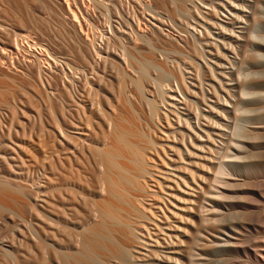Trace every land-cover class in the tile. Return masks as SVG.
Returning <instances> with one entry per match:
<instances>
[{
	"label": "rangeland",
	"instance_id": "1",
	"mask_svg": "<svg viewBox=\"0 0 264 264\" xmlns=\"http://www.w3.org/2000/svg\"><path fill=\"white\" fill-rule=\"evenodd\" d=\"M92 1L94 2L95 0ZM92 1L69 0V5L67 0H0V157H3L0 158V162L6 157L8 160L5 159V163H0L2 164L0 165L1 178L3 176L4 178L9 177L8 179L11 180L14 179L13 182L15 181V184L11 180L8 182L17 188L22 186L21 189H27L26 192L29 191L27 187L31 186L33 188L30 187L31 191L27 193L34 194L33 191H35V194H37L36 191L38 190L36 188L39 189V187L43 185L42 183L44 180L42 181V175L44 172L43 169L46 167L47 150L52 144L51 140L53 138L51 137L52 132H50V130L56 128L57 125L58 128L60 126L62 127L61 118L62 113L66 110V103L71 104L72 109H69H71V113L75 116L76 110L82 109V106L85 105V108H83L87 109L90 107V103H96L95 106H93L95 113L91 115V117H88L90 113L86 116L87 113L85 112L86 114L84 115V119L86 117L92 119L90 121H92L94 127L95 123L100 122L102 117L96 115L99 114V111L100 115L104 114L103 117H105L106 114L107 117L110 114L112 115L116 110V112L120 114L119 116L122 115L121 117H123V119L125 117V119L127 118L126 120L129 121L132 117V119H130L131 125L134 123L132 121H136L137 123H135L138 127L140 122L145 125L146 121L149 120L147 104H145L146 102L143 97L136 92L133 87H127L124 94V92H120L119 85L124 83L127 84L128 76H132L136 69L138 70V62H143V60L146 62L149 61V64H153L154 62L155 65L159 66L160 70L165 69L170 75V78L168 79L169 81L166 80L167 82H162L161 86L164 87L168 83L173 91L176 89L175 73H179V71L181 72L182 70V77L185 78L184 82H186V84L183 83L187 85L184 86L186 88H188V86L189 88L191 87L190 89H193L194 92L192 91V93L191 90H186L185 87L184 93L178 92L176 89L174 93L176 97V106L174 105L173 108L170 107L171 105H169L168 108L162 107L163 112L165 110H171L169 114L167 113L168 121L171 122V127L175 126V130L170 127V131L169 128L165 131L166 134L169 132L170 139L168 138V140H171L173 137L175 138H173L174 140L172 141H167V144L170 146L167 144L165 145L169 146V148H171V146L175 147V149L178 148L182 154L185 153L183 154L184 160H181L179 156H173L174 152L171 151H175L174 148L173 150L170 149V151L167 149L168 147H166L164 150L168 152L166 154L164 152V154L169 156L164 157L165 163H163L166 167V164H171V162H169L170 158L171 160L172 158L175 159L178 163L175 162L173 166L167 168L169 174L167 173L165 177L169 179L167 181L171 189H167L162 196L164 197L163 202L166 203V205L162 203V210L166 211L167 217H172L169 212H167L169 211L168 209L173 213L176 211L177 217H181V215L184 214V212L181 211L182 208L189 205L185 200H181L187 198L180 193L189 191L181 181L182 179L179 180L180 177H183L182 172L185 168H191L195 171V163H197L200 169V164L205 166L208 165V167L211 168L210 172L213 173L212 170L217 166L216 163L218 161L225 165L229 164L230 167H228V165L226 167L230 172L227 176L228 178L225 179L229 184L231 183L232 186L230 185L227 189L223 190L224 192L227 191V197L225 198L226 200L223 199L222 201V205H224L221 211L225 215L224 225L226 228H240V233L234 237H237V240L240 239L237 241L239 245L243 244L240 249L243 247L245 250L243 254L239 252V254L235 256L236 260L231 264H264V259L261 256V253L264 251L262 250L264 249V0H142V2H140L141 0L139 2L136 0V2L127 0V2L131 4H128L126 0H118L120 4L117 0H112V2L111 0H104L105 2L103 0H96L97 2L101 1L103 4H100L101 2H98V4L97 2L93 3ZM74 2H78V5ZM106 2L111 3H107V5ZM114 2L116 5H114ZM136 3H140L139 6ZM66 4H68L69 10L72 9L74 11L76 21H73ZM101 6H106L107 8L109 6V9L107 10L103 7L104 10ZM115 6H117V9H115ZM148 6L152 8V10H150ZM145 8L148 9L145 10ZM214 10H216L217 14ZM151 11H153V13ZM113 13L117 15L119 13V15L117 16ZM252 16L255 17L251 18ZM82 17L84 19H82ZM77 20L79 21L77 22ZM75 22H77V24ZM22 28L26 30V32L24 31L20 34L24 37L21 38L20 36L19 38L15 36L16 33H20L19 29ZM25 33L28 35L26 36ZM142 35L143 39L141 38L140 40L139 36ZM255 37L257 38L254 39ZM145 39L147 41L149 40L151 44L148 42V45ZM90 41L91 43L93 42L92 45L94 46V48L89 47L91 52L83 43L87 42L90 44ZM16 44H19V47L15 46ZM96 52L100 53V58L99 54L94 55ZM90 53H92L94 57L93 61L96 62V64L98 63V65L94 62L92 63L97 66L92 67L96 68L94 69L95 71L91 69L87 61L88 58H86L88 56L90 57ZM123 54L126 55L127 58L123 56ZM96 55L98 57H96ZM150 57L152 58L150 59ZM122 59L126 60V63ZM97 68L98 72H96ZM177 68H180L179 71ZM85 71L86 74H88L87 77H85ZM87 71L90 72V74ZM150 72V78L155 79L157 73H154L152 70H150ZM171 74L173 76H171ZM123 75L128 76L124 77ZM120 76L125 79H121ZM119 78L121 82L122 80H125V82L123 81V83H121ZM243 79L247 82H243ZM148 82L151 83V81ZM148 82V86L146 84L144 89H146L147 92L149 91L147 93L149 96H147L145 90L143 96L145 98L152 96L157 99V94H159V105H161V97H163L164 94L162 95L163 91H160L161 87H159V83H157L159 86H155L154 82L151 83L154 88L157 87L154 91L151 84ZM218 82H220L222 86ZM209 85L215 87L216 90ZM186 91L189 92L187 93ZM208 92L211 93L209 94ZM217 92H219V94H217ZM155 94L157 97H155ZM188 94L191 96H188ZM232 106H234V108ZM97 109H102V111L99 110L97 112ZM116 112L114 115L117 114ZM129 115L130 117H128ZM134 117L136 119L138 118L137 120H139V122L135 120ZM125 119L124 122L126 121ZM126 122L124 124L131 127L130 124L127 125L128 122ZM162 124H159V129L163 126L166 127L165 121H162ZM91 125H89V129H87L88 125L86 128L88 135L92 132L90 131ZM136 126H133V129ZM188 129L191 131H188ZM178 130L183 132L184 136H182V134L178 135L180 134ZM255 130H258L257 132L259 134L257 135L259 138L256 134H253ZM133 131L136 130L134 129ZM256 131L255 133H257ZM165 132H163V134ZM172 132H175V134ZM250 132H252L253 136ZM171 133L173 136L170 135ZM232 133L237 134V136ZM91 134L90 139L91 137L93 139V132ZM160 134H162V132ZM207 134H209L210 137H206ZM238 134H240V137ZM195 136L197 137L195 138ZM250 136L254 137V139H251ZM233 137H236L237 141H235ZM212 139L214 141H212ZM192 140H194L193 142H195V145H193V148H190ZM183 144L188 145L186 146L188 147V152ZM237 145L241 146V148ZM195 146L199 148L196 150ZM190 153H192L193 157H190ZM188 154L190 155L188 156ZM194 155H198L200 159L197 156L194 157ZM200 155L203 156L204 160ZM238 156L240 158L243 156L244 159L246 158L245 156H247V159L241 162L239 158L237 159ZM8 157L15 158L16 162ZM249 157H252V159ZM20 158L24 160L25 164L23 161L19 160ZM166 158L169 159L166 160ZM206 158L208 159L207 161L205 160ZM227 159L228 161H226ZM235 159H237V162ZM230 160L232 161L230 162ZM241 160H243V158ZM246 160L249 161L247 162ZM186 162H191L190 164L192 165L187 166ZM13 163H16L15 166H17V164L20 166L18 165V167H15ZM233 163H239L243 166L235 170L232 169ZM253 164L255 166L253 169L252 167L251 170L247 168L248 165ZM7 165H10V167H5ZM22 166H24V168ZM2 168H4V170ZM173 168H175V170H173ZM9 169H11V171ZM13 171H17V173L15 174ZM212 173H210V175H212ZM27 177L30 179H28V182H26ZM19 178L22 181L24 179V182L22 183ZM17 179H19V186L16 182ZM35 183H37V187ZM178 183L181 188L178 186ZM25 190L22 191L25 192ZM178 190H180V192ZM170 194L171 196L175 195V197H177H171ZM179 196H181L180 199H177ZM21 200H24L23 197ZM182 201L184 204H181ZM14 212L18 213L19 211L12 209L11 213L9 211L0 213V249H3V251H12L13 249V252L16 251L17 255L19 251V254L21 253L20 255H22V260L25 257L26 260L24 259L23 261H26V263L29 262L28 260L31 261V259L33 262H36V257H34V255L36 256L37 253V255H40L39 264H42V255L39 254L40 249L37 252L36 248L31 243L33 225H31V227L29 224H33L32 220L29 217L26 219L28 215L22 213H19L20 215L17 214L18 216L16 217V213ZM10 214L15 218L13 219ZM19 216H22L20 219L25 216L26 221L23 219L21 220L25 222V225L23 222L21 226L19 225L21 222H19ZM177 217L166 218V220L169 219L170 222H166L164 217L163 221L165 224H161V227L166 228L170 225L172 228L174 224H171L174 222L178 225V231L175 232V235L179 238V235L181 236V233L184 231L183 228L185 224L179 223L180 218ZM29 221H31V223ZM24 226L30 227L31 230L29 228V230H26L27 227L25 228ZM239 226H242V228ZM174 227L175 225L173 228ZM19 229L25 230L24 232L21 230L23 232L22 234H27L26 236L28 237L29 235V237L21 236V232L19 234ZM29 233H31V235ZM71 234L72 241L70 240L66 244V249L75 247L73 232ZM172 235H174V233H172ZM212 235L219 237L218 234ZM11 236H13V239H20L14 241L17 242L18 248L21 247V249L16 248L17 246L14 245L15 242L11 240ZM221 237L224 239V236ZM22 239H24L27 244ZM21 241L24 243L21 244ZM19 243L23 246L19 247ZM29 244L32 245L29 246ZM25 245H27V247L29 246L28 250L33 247L34 251L33 249L29 251L30 253L33 251L31 254L32 257H29L30 255L28 256V250L22 251V247L24 249ZM27 247L25 249H27ZM245 248L248 249L246 250ZM22 252L25 256H23ZM26 252L28 254H26ZM40 252L43 254L42 250ZM44 253L46 254V252ZM45 254L44 257L46 256V258L44 260H46V262L43 261L47 263L48 259ZM219 254L220 253L214 251L203 256L205 257L204 259L195 258V260H200L198 264H205L212 260L213 263L209 264H216V262L217 264H223L220 262ZM209 258L211 259L209 260ZM216 258L217 261L214 262ZM2 261L1 264H6V262L4 263V261H6L5 258H3ZM8 262L7 264H10Z\"/></svg>",
	"mask_w": 264,
	"mask_h": 264
},
{
	"label": "bare ground",
	"instance_id": "2",
	"mask_svg": "<svg viewBox=\"0 0 264 264\" xmlns=\"http://www.w3.org/2000/svg\"><path fill=\"white\" fill-rule=\"evenodd\" d=\"M64 1H66V0H64ZM67 1L69 4L70 3L69 0H67ZM71 1H74V0H71ZM101 1H98V2H101ZM133 1H135V0H133ZM136 1L139 2L140 0H136ZM171 1H173V0H171ZM96 2L97 1L95 0L93 3H96ZM98 2H97V4H98ZM111 2H112V0H111ZM111 2H106V4L111 3ZM118 2L120 4V1H118ZM126 2H127V0H126ZM140 2H142V0ZM77 3H75V4H77ZM68 4H66V6ZM71 4H72V2H71ZM100 4H103V3L101 2ZM128 4H131V3L129 2ZM136 4H138V3H136ZM139 4H138V6H139ZM109 5H111V4H109ZM114 5H116L115 2H114ZM144 5H145V3H144ZM124 6H125V4H124ZM131 6H133V5H131ZM141 6L143 7L142 3H141ZM149 6H148V8H149ZM103 7H105L107 10L109 9V6H108V8L106 6H103ZM103 7L101 6V8H103ZM115 7H116L115 9H117V6H115ZM145 7H146V5H145ZM120 8H122V7H120ZM148 8H145V10H147ZM67 9H68L69 14L72 16L73 21H76V16H75L74 11L71 9L72 10V12H71V10H69V6H67ZM118 9H119V7H118ZM143 9H144V7H143ZM149 9L152 10V8H149ZM111 10H112V8H111ZM77 11H78V9H77ZM122 11H124V10H122ZM214 11L216 13V10H214ZM108 12H111V11H108ZM112 12H114V11H112ZM143 12H144V10H143ZM151 12L153 13V11H151ZM79 13H81V12H79ZM115 13H116V11H115ZM120 14H121V12H120ZM114 15H117V14H114ZM118 15H119V13H118ZM78 16H80V15H78ZM199 16H201V15H199ZM83 17H82V19H84ZM253 17H255V16H252L251 18H253ZM72 18H71V20H72ZM78 19H79V17H78ZM87 19H88V17H87ZM258 19H259V17H258ZM258 19H255V20H258ZM79 20H77V22ZM204 21H205V19H204ZM77 22H75V23L77 24ZM76 24H75V26H76ZM220 29H222V28H220ZM24 31L26 32V30H23V28L19 29L20 33H16L17 35L15 34V36L20 38V36H21L20 34H22ZM25 35H26V33H25ZM138 35H140V34H138ZM22 37H24V36H21V38ZM139 37H140L139 39L141 40L143 35L139 36ZM256 38L257 37H255L254 39H256ZM171 40H172V38H171ZM253 41H255V40H253ZM148 42H149V40L146 43H148ZM83 43L88 48V50H90V52H91V49L89 47L94 48V46L92 45L93 42L91 43V41H90V44H88L87 42L86 43L83 42ZM149 43H148V45H149ZM14 44H15V42H14ZM18 45L19 44H16L15 46H18ZM216 48H217V46H216ZM229 48H230V46H229ZM134 50H135V48H134ZM219 52H220V50H219ZM95 54H97V55L99 54V58L101 57L100 53L96 52V53H94V55ZM124 54H123V56L126 57V55H124ZM97 55H96V57H98ZM221 55H222V53H221ZM153 57H154V55H153ZM86 58H88L87 61H88V64L90 65L91 69H93V70L96 69V68H92V67L98 65V63L96 64V62L93 61L94 57H93L92 53H90V57L88 56ZM122 58H124V57H122ZM126 58H124V59H126ZM151 58L152 57H150V59ZM253 58H255V57H253ZM124 59H122V60H124ZM125 61L126 60H124V62ZM93 62L96 65L95 64L93 65L92 64ZM148 62H146L144 60H143V62L142 61L138 62V65H137L138 70L136 69L135 73H133V71H132V73H133L132 76L127 75L128 76L127 84L124 83V84L119 85L120 86V92H124V91L126 92L125 89L127 87H129V88L133 87L136 90V92H138L143 97V99L145 100V102H146L145 104H147L146 106L148 107L147 109L149 111L148 112L149 113V118H148L149 120L146 121L145 125H143L140 122V125H138V127H137L136 126L137 122L131 120L132 122H134V123H132V125L136 126L134 128L136 131H133L134 129H133V126L131 125V122H130V119H132V117L129 119V121L126 120L127 118L125 119V117H124V119L128 123L126 121L125 122L127 123V125L130 124V126L132 127L131 128V127H128L124 124L125 123L124 119H123V117H121L122 115L119 116L120 114H118L116 112L117 110L115 111L117 114L114 115L115 112L112 111L113 109L111 107V109H112L111 111L114 113L112 115L110 114L107 117H106V114H105V117H103L104 114L100 115L99 110L102 111V109L96 110L97 112L99 111V114H96V115L102 116L103 118L101 117L100 122H98V123L94 122L95 123V127H94L92 124V121H90L92 119H90V118L88 119L86 116H88V114L90 113V116H88V117H91V115H93L95 113L93 110V106H95L96 103L95 104H93L94 102L92 104L90 103V107H88L87 109H84L85 105L82 106V109L76 110V113H75L76 116L73 115V113H71V109H72L71 104L66 103L65 104L66 110L63 112L64 114L62 113V118H61L62 127L59 125L60 127L58 128V125H57V127L55 126L56 128H52V130L49 129L50 132H52L51 137L53 139L51 140L52 144L49 146V148L47 150L46 167H44V169H43L44 172L42 171L43 172L42 181L43 180L44 181H43V183L41 181V183L43 185L41 186L40 185L41 183L39 182V185L41 187H39V189L36 188L38 190V191H36V193L38 195L35 194V191H33L34 194L33 193L32 194L27 193V192L31 191L30 190L31 186L27 187V188H29L28 189L29 191H27V192H26L27 189L26 190L21 189L22 186L20 187L19 186L20 184L18 183L20 178L17 179V181H16L18 183V186L20 187V188L19 187L17 188V187L12 186L10 184V182H8L11 180V179H8L9 177L4 178L2 176V178H1V176H0V178H1L0 179V213H5L6 211H9L11 213L12 209H15L16 211H19L18 213L14 212V213H16V217L18 215H20L21 213L28 215L26 219H28V217H29L33 222V224L28 223L30 226L33 225V227L31 226L33 228L32 229L33 234L31 236V240H32L31 243L34 245L37 252L39 249H40V251L41 250L43 251V254L39 251V254H41L42 257H44V254H45L44 252H46L45 255H47L48 262L45 263L46 260H44V259L46 258V256L44 258L41 257L42 264H198V262L200 260L199 261H198V259L195 260V258H203L204 259L205 257H203V256L207 255L208 253L214 252V251L220 253L219 259H220L221 263L231 264V263H233V261L236 260L235 256L237 254H239V252L241 254L245 253V250L243 249V247L240 249V247L243 244L239 245V243L237 242L240 239L237 240L236 239L237 237H234L240 233V230H239L240 228L239 229L238 228L229 229L227 227L228 228L227 229L226 226L224 225L225 224V222H224L225 215L222 213L221 209L223 208L222 206L224 205V204L222 205V201H223V199H225L227 197L226 196L227 191L224 192L223 190L227 189L230 185L232 186V184L231 183L229 184V182L225 179V178H228L227 176L230 172V171H228V168L226 167L227 165H228V167H230L229 164L225 165L223 163H220V161H218L216 163L217 166H215L214 169L212 167L213 173L210 172L211 168L208 167L207 164H206L207 166L200 164V166H201V169H200V167L197 166V163H195L196 164L195 171L192 170L191 168H185V170L182 172L183 177H180L179 180L182 179L181 181L183 182V184L186 186V188L189 191L186 190L187 192H180L181 189L178 190L180 193L185 195L187 198V199H184L182 197L183 199H181V200H183V201L185 200V202L189 204L186 207L182 208L181 211H183L184 214L181 215V217L178 216L180 218L179 223L185 224V227L183 228L184 231H183V233H181V236L179 235V238H178V236L175 235L176 234L175 232L178 231V225H176L174 222H172V224H171V225H173V224L175 225L174 228H173L174 225L172 226V228L170 225H169V227L166 225L168 228L167 227L166 228L161 227V224L162 225L165 224V222L163 221L164 217H165V220H166V218H176L177 217L176 211H174V213H173L170 211V209H168L169 211H167V212H169V214L172 217H167L166 211L162 210V207H161L162 203H164L166 205V203L163 202V199H164V197H162L163 194L166 192L167 189H171L170 186H168L167 180H169V179H166V177H165L167 175V173L169 174V172L167 171V168L170 166H173V163H175V162L178 163V161H175V159H173V158H172V160H171V158L170 159L166 158V160L169 159V162H171V164H172L171 165L167 161L170 165L166 164L167 165V167H166L164 165V163H165L164 157L165 156L169 157V156L165 155L168 152H165L164 150L166 147H168L167 149H169V150L170 149L173 150V148H174L175 151H171V150L170 151L174 152L173 156H177V157L179 156V158L181 160H184L183 154H185V153L182 154L181 151L178 150V148L175 149V147H172V146H171V148H169L170 145L167 144V141H172L175 139L174 137H173L174 139L172 138V136H173V134H175V132L174 133L172 132L173 134L172 133L170 134V135H172L171 136L172 139L168 140L169 132L166 134L165 131H167V128H169V131L171 130V128L175 130V126H173V124H172L173 127H171V124H170L171 122L168 121L169 119H168L167 113L169 114L171 112V110H169V111L165 110L163 112L162 107L168 108V106L171 105L170 107L173 108L174 105L176 106V104H175L176 97L174 94L176 92V89L178 92L184 93V90L186 88L185 86H187V85H185L186 82H184L185 78L182 77V75H183L182 70H181V72H182L181 73L179 71L180 68L179 69L177 68L179 73H175L176 76H174L175 81H176V89L173 91V89L170 87V85L168 83L164 87L161 86V83L162 82L164 83V81L168 80L170 78V75L165 71V69L161 68L163 71L160 70L159 66L155 65L154 62H153V64L152 63L149 64ZM150 62H152V61H150ZM155 62H156V60H155ZM150 70L154 71V73L155 72L157 73L155 79L150 78V76H149V73H151ZM208 71H209V69H208ZM96 72H98V68H97ZM88 73L90 74V72H88ZM172 73H174V72H172ZM216 73H215V75H216ZM64 74H66V73H64ZM84 74H86V71L84 72ZM196 74H197V72H196ZM210 74H211V72H210ZM222 74H220V75H222ZM87 75L88 74H86L85 77H87ZM171 76H173V75L171 74ZM117 78H118V76H117ZM120 78H121V76H120ZM123 78H121V79H123ZM121 79H120V82H121ZM39 80H40V78H39ZM245 80L243 82H247ZM69 81H70V79H69ZM123 81L125 82V80H122L121 83H123ZM148 81H151V83L154 82L155 86L160 85L159 86V87H161L160 91H163L162 95L164 94V96L161 97L162 99L160 101V104L162 106L159 105V94H157L158 95L157 99H155L154 97L151 96V91H150L151 97L145 98L143 96L144 90H145L146 94L149 92V91L147 92L146 89H144L145 85L147 84ZM151 83H149V84H151ZM157 83H159V85ZM218 83L220 84V82H218ZM125 84H126V86H125ZM152 85L153 84H151V86ZM220 85L222 86V84H220ZM147 86H148V84H147ZM209 86H211V85H209ZM212 87L213 86H211V88ZM152 88L154 91H155V89H157V87L154 88L153 86H152ZM190 88L188 86V88H186V90L187 89L191 90ZM213 88H214V90H216L215 87H213ZM148 90H150V89H148ZM192 91H193V89L191 90V92ZM125 92H124V94H125ZM158 92H159V89H158ZM208 93L210 94L211 92H208ZM166 94L168 95V97ZM217 94H219V92H217ZM122 95H123V93H122ZM165 95H166V97H165ZM215 95H216V93H215ZM147 96H149V94H147ZM188 96H191V95L188 94ZM243 96H244V94H243ZM155 97H157L156 94H155ZM230 98H232V97H230ZM128 100H129V97H128ZM219 103H220V101H219ZM191 105H192V103H191ZM77 106H79V105H77ZM64 107H63V109H64ZM232 107L234 108V106H232ZM69 108H71V109H69ZM85 112L87 113V115L85 116L86 118L84 119V115L86 114ZM103 112H105V111H103ZM14 113H15V111H14ZM134 116H136V115H134ZM128 117H130V115ZM134 118H133V120H134ZM137 119L135 118V120H137ZM56 120H57V118H56ZM137 121L139 122V120H137ZM162 121H165L166 127L163 126V127H161V129H159V124L160 123L162 124ZM57 124H59V123H57ZM87 125H88V128H87ZM89 125H91L90 131H92L94 134L93 139H92V137L90 139L92 132H90V135H88L87 131H86L87 129H89ZM186 126H187V124H186ZM216 129H217V127H216ZM55 130H57V131H55ZM188 131H191V130L188 129ZM255 131H253L254 132L253 134L254 135L256 134V136L258 137V135H257V134H259L257 132L258 130L256 131L257 133H255ZM159 132L160 133L162 132V134H160ZM163 132H165V133L163 134ZM179 132H180V134H178V135L182 134V136H184L183 132L178 130V133ZM250 133L253 136L252 132H250ZM233 135L237 136V134H233ZM197 136H195V138ZM207 136H209V134H207L206 137ZM238 136L240 137V134H238ZM252 136H250L251 139L252 138L254 139V137H252ZM195 138H193V139H195ZM197 139H199V138H197ZM233 139H235V141H237L236 137H233ZM257 139H255V140H257ZM189 140H191V139H189ZM202 140H200V141H202ZM193 141L194 140L191 141V145L189 143L190 148H193L194 147L193 145H195V142H193ZM212 141H214V140L212 139ZM179 142H180V139H179ZM165 144H167L169 146H166ZM183 146L185 148L188 145L183 144ZM234 146H235V144H234ZM195 147L197 150L200 147V145H199V147H197V146H195ZM238 147L241 148V146H238ZM238 147H236V148H238ZM187 148L188 147H186V151L188 152L189 150H187ZM164 152H165V154H164ZM203 152H204V150H203ZM243 152H244V149H243ZM245 152H247V151H245ZM190 154H188V156L190 155V157H191L192 153H190ZM193 154H196V153H193ZM232 154H233V151H232ZM248 154H250V153H248ZM227 155H228V153H227ZM195 156L198 157V155H194V157ZM200 156L203 159V156L202 155H200ZM212 156H214V155H212ZM223 156H224V154H223ZM218 157H219V155H218ZM245 157H246L245 159H247V156H245ZM0 158H3V157H0ZM8 158L9 159L11 158L13 161L16 160L15 158L13 159L12 157H8ZM204 158H205V156H204ZM207 158L205 159L206 161L208 159H211L210 157L208 159ZM225 158H227V157H225ZM238 158L240 159L241 162L245 161L243 156H242L243 160H241L242 158H240L239 156L237 157V159ZM249 158L252 159V157H249ZM5 159H3V161H2L3 163H5ZM237 159H235V161ZM19 160L23 161V163H24L23 159L20 158ZM21 161H20V163H21ZM226 161H228V159ZM231 161L232 160H230V162ZM240 161H238V162H240ZM2 162H0V163H2ZM181 162H184V161H181ZM181 162H180V164H181ZM23 163H22V165H23ZM190 163L186 162L187 166L192 165ZM15 164H14V166H15ZM0 165H2V164H0ZM18 165L19 164H17V166H15V167H18ZM8 166L10 167V165H7L5 167H8ZM241 166H243V165L239 164V163H235V164L233 163L232 169L237 170L239 168H242ZM22 167L24 168V166H22ZM251 167L253 169L255 167L254 164L248 165L247 168L251 170ZM11 168H12V165H11ZM2 169L4 170V168H2ZM180 169H178V170H180ZM9 170L11 171V169H9ZM9 170H7V171H9ZM173 170H175V168H173ZM13 172H11V173H13ZM22 172H24V171H22ZM209 172L212 173V175H210ZM14 173L16 174L17 171ZM0 174H1V169H0ZM32 174H33V172H32ZM23 176H24V174H23ZM26 176H27V172H26ZM28 177H27L26 182H28V179H29ZM32 177H33V175H32ZM5 179H7V180H5ZM230 179H231V177H230ZM13 180H11V181L13 182ZM20 181H22V180L20 179ZM23 182H24V179H23L22 183ZM36 184L37 183H35V186H36ZM178 186H179V183H178ZM179 187H178V189H179ZM31 188H33V187H31ZM22 190H25L26 194ZM230 190H231V187H230ZM170 196H171V194H170ZM173 196L175 197V195H173ZM173 196H171V197H173ZM22 197L24 200H21ZM180 197L181 196H179V198H177V199H180ZM183 201L181 204H184ZM232 202H234V201H232ZM172 203H171V205H172ZM166 210H167V206H166ZM171 210H173V209H171ZM3 211H5V212H3ZM14 213H12V214H14ZM12 214H10V215H12ZM12 217H13V215H12ZM21 217L22 216L18 217L19 222L22 219L25 220V216H23L24 218L20 219ZM14 218L15 217H13V219ZM167 220H166V222H170L169 219H167ZM171 221H173V220H171ZM22 222L23 221L20 222V224H19L20 226H21ZM27 222H28V220H27ZM29 222L31 223V221H29ZM232 223H233V221H232ZM23 224L25 225V222H23ZM2 225H3V223H2ZM24 227L26 228L27 226H24ZM232 227H234V226H232ZM239 227L242 228V226H239ZM28 228L31 230L30 227H27L26 230ZM19 230H20L19 234L21 232L20 235L22 236L23 235L22 233L25 230H22V229H19ZM28 232H31V231H28ZM72 232H73V236H74L73 242L75 243V247L72 249H66L67 248L66 244L72 239L71 238ZM172 233H174V235H172ZM29 234L31 235V233H29ZM212 234H218L219 237H217L216 235H212ZM26 235L27 234H25L23 236L25 237ZM14 236H16V235H14ZM207 236H209L210 238ZM221 236H224V239ZM11 237H12L11 240L13 242L20 240L19 238H17V240H16V238L13 239V236H11ZM28 237H29V235H28ZM225 237L228 239H226ZM22 240L25 241L24 239H22ZM174 240H176V241H174ZM16 243L17 242L14 243V245L17 246L16 248L21 249L20 246H23L21 244H23L24 242H22L21 244L19 243L20 248H18V245ZM25 243L27 244L26 241H25ZM31 245L29 244V246H31ZM25 246L27 247V245H25ZM25 246H24V249L22 247V251L28 250L29 246L27 247V249H25L26 248ZM32 249H33V247L30 248V250H32ZM30 250H28V252ZM262 250H264V249H262ZM33 251H34V249H33ZM164 251H169V252H164ZM32 252L31 253L29 252V254L26 252V254H28V256L30 255L29 257H32L31 256ZM20 254L18 251V255H17L16 251L13 252V249H12V251H3V249L2 250L0 249V264H1V262H3L2 261L3 258H5L6 261H4V263L6 262V264L8 261H9L8 263H10V264H39V262H40L39 261L40 255H37V253H36V256L34 255V257H36V262L34 261L35 263L33 262L32 259H31V261L28 260L29 262L26 263V261H23L25 259V257L22 260V255H20ZM22 254H23V252H22ZM23 256H25V255L23 254ZM261 256L264 259V251H263V253H261ZM26 258H28V257H26ZM7 259H8V261H7ZM206 259H208V258H206ZM210 259L211 258H209V260ZM206 261H204V262H206ZM212 261L205 263V264L213 263ZM216 261H217V258H216V260H214V262H216ZM238 262H239V260H238ZM216 264H217V262H216Z\"/></svg>",
	"mask_w": 264,
	"mask_h": 264
}]
</instances>
